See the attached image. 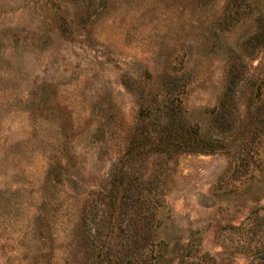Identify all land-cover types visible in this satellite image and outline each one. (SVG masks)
Segmentation results:
<instances>
[{
    "label": "rangeland",
    "instance_id": "1",
    "mask_svg": "<svg viewBox=\"0 0 264 264\" xmlns=\"http://www.w3.org/2000/svg\"><path fill=\"white\" fill-rule=\"evenodd\" d=\"M0 264H264V0H0Z\"/></svg>",
    "mask_w": 264,
    "mask_h": 264
}]
</instances>
